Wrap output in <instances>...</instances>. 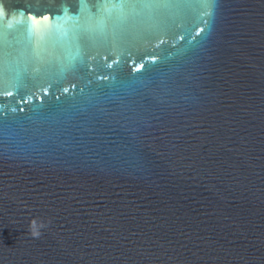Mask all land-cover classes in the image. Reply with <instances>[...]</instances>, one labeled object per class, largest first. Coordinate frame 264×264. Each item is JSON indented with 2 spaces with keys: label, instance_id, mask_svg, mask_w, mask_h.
Instances as JSON below:
<instances>
[{
  "label": "water",
  "instance_id": "95a60500",
  "mask_svg": "<svg viewBox=\"0 0 264 264\" xmlns=\"http://www.w3.org/2000/svg\"><path fill=\"white\" fill-rule=\"evenodd\" d=\"M106 7L0 0V264H264V0Z\"/></svg>",
  "mask_w": 264,
  "mask_h": 264
},
{
  "label": "snow or ice",
  "instance_id": "6c2138e0",
  "mask_svg": "<svg viewBox=\"0 0 264 264\" xmlns=\"http://www.w3.org/2000/svg\"><path fill=\"white\" fill-rule=\"evenodd\" d=\"M84 0H81L83 3ZM106 5H111V7H106L102 10V13L97 17H90L86 22V31L95 34L97 31L102 32L105 27V14L111 16L113 12L117 13V20L123 23L128 15H140L146 11H150L155 5L160 3H166L168 0H103ZM131 5L130 8L126 6ZM139 6V7H137ZM69 17L67 13L63 17L58 18L59 20H67ZM59 28V24L57 25ZM155 59V58H153ZM144 65H139L138 69L143 68ZM4 80V68H3V55L0 53V85L3 84ZM11 94V93H9Z\"/></svg>",
  "mask_w": 264,
  "mask_h": 264
},
{
  "label": "clouds",
  "instance_id": "9594fccd",
  "mask_svg": "<svg viewBox=\"0 0 264 264\" xmlns=\"http://www.w3.org/2000/svg\"><path fill=\"white\" fill-rule=\"evenodd\" d=\"M39 225L40 228L45 227L46 225L43 224L42 222L33 220L32 225L30 227V231H32L33 236L35 237H39V235H41V232L39 230H37V226Z\"/></svg>",
  "mask_w": 264,
  "mask_h": 264
}]
</instances>
